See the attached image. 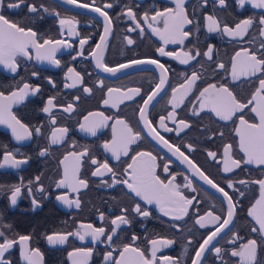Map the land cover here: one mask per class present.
Returning a JSON list of instances; mask_svg holds the SVG:
<instances>
[{
	"label": "flooded vegetation",
	"instance_id": "1",
	"mask_svg": "<svg viewBox=\"0 0 264 264\" xmlns=\"http://www.w3.org/2000/svg\"><path fill=\"white\" fill-rule=\"evenodd\" d=\"M81 2L91 4L92 0H81ZM28 3H34L38 8L43 4L49 9H55L56 12L60 13L61 17L74 16L78 21L76 31L79 35L69 36L67 28L63 30L62 34L58 18L55 15L44 13L42 9L38 13H29L27 6L21 5L19 9L5 10V14L11 19L22 23L26 27H32L38 33V37L66 40L72 47L61 48L56 53V58L61 61L59 67L51 65L47 61H38L35 58L34 49L29 50L32 59L20 58L21 67L17 74L8 72L0 65V85L22 87L23 83L27 82L33 86H39L41 89L40 93L35 96H29L22 104L14 105L12 109L17 118L27 124L30 130L38 126L41 127V134L37 135L33 132L32 138L18 142L13 138L11 129L4 124H0V146H7L8 150L14 152L17 159L24 158L20 153L31 157L28 163L21 165L19 169L10 167L0 169V183L18 184L21 182V178H23L25 184L30 180L33 181L32 195L28 194L27 188H22L21 198L18 199L16 206H10L8 199L10 193L0 195V213H3L0 225L10 224L12 226L11 229L0 228V230H5L6 235L10 238L16 236V234L31 235L32 240L29 242V247L40 249L43 254V264H73L68 253L74 252L78 248H91L92 256L90 258L78 256L73 259L78 261L86 259V264H103L104 252L115 249L113 257L118 258L123 244L133 243L131 240L133 234L138 237L134 242L135 246L146 250V255H150V252L147 251L150 248L148 240L157 236L174 239L176 243L168 248L161 249L157 256L169 255L178 258L180 264H191L195 249L202 242L207 232L211 230L201 229L194 224V218L197 214L195 209H190L189 217H186L184 221H172L169 217L163 216L155 204L146 205L139 198L128 193L123 185L107 187L101 184L102 179L110 182V177H93L91 173L95 166L91 165L87 157L84 158L79 172V177L88 181L86 189L82 188L77 193L66 188L56 187V182L63 177L64 169V166L59 162L69 151L79 152L84 148H88L90 155L95 156L101 162L107 159L110 166H113L118 172H122V169L128 163H131L130 157L135 155L136 152L150 151L157 157L156 163L159 165L157 174L162 180L167 182V179L170 178L169 174H175L176 183L178 184L183 185L185 183V176H188L193 181V187L196 188L195 193L184 188L181 191L189 197H197L199 203L196 204V209L199 210L200 215H203L206 210H213L217 214L221 212L223 200L221 194L198 177L193 176L185 164H182L166 148L148 136L147 131L143 129L142 123L139 122L138 108L142 105V97H145L155 87L160 75L159 70L155 65L141 64L124 69L114 76L102 72L96 68L95 61L90 53L95 49L96 44L100 43V37L105 35L103 17L90 9L65 4L63 0H28ZM105 3H112L113 7L106 9L112 18V24L110 25L111 31L106 37L107 43L103 53L104 62L109 66H116L133 59H158L170 69L165 91L157 97L153 102V106L149 109V118L153 120L154 124L158 122L160 115H166L167 111L171 110V106L167 101L171 96L172 87L182 82L183 76L181 74L190 75L193 70H199L200 64H204V67L208 68L209 71L205 74L203 80L197 82L198 89H202L208 83H226L237 94L238 99L247 102L252 92L258 87L260 74L247 79L241 77L240 80L232 82L230 62L235 53L242 48H258L260 40L264 39V37L258 35L255 25L249 30V34L245 36L243 41L233 40L219 33H208L206 27H204L205 21L203 17L213 11L211 0L206 8H196L197 0H187L186 8L190 18L195 9V15L201 27L199 32L194 31L193 25L185 27L186 31L192 30L193 34L185 41L183 47L187 50L195 46L203 53V51L207 50L209 44L214 46L212 61H208L201 55L188 65L180 64L179 61L171 57L161 56L156 51L159 47H165V51L178 52L181 50V45L168 44L165 46L159 36L155 35L147 24L143 25V35L140 34L139 30L129 32L128 28L132 27L133 23L126 16L121 15L125 6L129 4L140 5V7L135 9L139 16L150 7H155L159 10H163L165 7H175L173 0H95L96 6H102ZM226 3V8L216 6L217 18L227 22L232 27L241 19L251 16L258 17L261 13H264V10L253 9L249 4H246L241 9L237 5L236 0H226ZM155 26L162 27V25ZM253 36H256V40L253 44H249L247 41L251 40ZM125 37L133 39L134 44L128 45ZM83 38L88 39V42L83 46L84 55L77 56V52L81 50L79 42ZM73 56H76L75 60L72 59ZM220 62L225 64V69L217 68V63ZM69 67L74 68L76 72L83 76L82 85H78L75 88L64 87L65 83H71L70 79H66ZM213 69H215V72L212 71ZM32 72H37L38 75L32 76ZM48 78L55 82L56 87H52L48 83ZM99 80L104 81L103 88L99 86ZM84 86L92 89L91 94L83 92ZM108 87H117L123 90L139 87L142 89V94L133 100H126L119 105V108H112L110 105L102 103L103 99L106 98ZM0 90H4L7 94L11 89L4 87L0 88ZM77 96L79 100L75 99ZM49 97L56 98L54 103L57 107L53 108L51 113L56 118V125H52L49 115L41 111ZM190 102H195L194 95L185 101L186 107L178 109V112L180 118L190 120L192 127L181 133L179 137L174 132L166 133L161 130V134L166 139H169L170 143L177 145L192 143L195 151L189 153L183 147L182 150L210 178L224 187L232 195L234 201H238L234 224L230 226L231 230H226L222 233L213 242V246L227 250V254H224V261H228V264H239V257L230 256L233 248L238 249L240 244L246 243L251 238H256L259 244H264V240L257 233L251 231L253 226H258L247 214L248 209L259 198V186L256 184L245 186L236 183L235 188L244 192V196L241 197L238 192L227 188L226 181L232 180L235 182L242 179L251 181L264 178V167L242 164L241 168L236 169L234 172L224 173L221 170L222 165L214 162L207 155L206 150L222 153L223 145L231 143L233 145V155L236 158L243 156L238 147L239 137L236 136L234 131L239 126L237 117L240 114L238 113L237 117L233 118L235 122L220 121L211 113H201L200 117H195L189 113ZM68 103L74 104V110L71 113L64 112L60 107L66 106ZM252 106L249 105V108L244 110V118L250 123H259V118L256 114L250 111ZM92 112H103L105 116L112 117L108 121V127L98 131L95 137L80 131L79 128V125L85 122L84 117ZM116 118L125 119L133 127L134 131H140L143 136L142 140L131 146L129 156L122 157L119 162L113 160L111 154L105 152L102 148L103 142L110 141L112 138L111 125ZM98 119V117H89V122ZM168 126L175 127L171 122L168 123ZM53 127H67L69 132L63 144L51 146L50 154L41 157L39 152L48 147V137ZM216 131H223L224 137L221 138L217 135L212 139H208V136ZM17 149L19 152L15 151ZM2 153L3 147H0V159H2ZM166 163L169 166V173L163 172V166ZM69 164H71V160ZM36 176H40L38 183L35 182ZM41 186L44 189L43 193L36 190ZM61 194H67L71 199L79 198L81 207L79 209L74 206L71 208L66 207L55 198ZM33 197L40 204L35 211L32 210L31 201ZM136 202L147 208L152 213L151 217L147 219L135 217L131 226H122L121 230H118V236L113 238L114 242L111 248H109L106 241L104 243L100 241L94 243L91 237H86L85 240L81 241L78 237L70 236L64 245L51 246L47 244L45 234L74 232L81 223L92 224L94 227H105L107 230L111 227L110 219L120 214L121 207L130 209ZM100 212L105 215L104 221L99 219ZM134 215L131 214V216ZM174 223L178 224L179 227H172L171 225ZM233 233H237L240 238L236 239L235 244L227 243L228 240L233 239ZM101 240H104V238L102 237ZM189 240L192 241L191 244L188 243ZM185 248H187L186 254ZM258 254L261 258H264V247L258 249ZM6 256L12 261V264H26L20 256L19 245L15 246L10 254H6ZM203 264H223V261L210 248L204 254Z\"/></svg>",
	"mask_w": 264,
	"mask_h": 264
},
{
	"label": "snow or ice",
	"instance_id": "2",
	"mask_svg": "<svg viewBox=\"0 0 264 264\" xmlns=\"http://www.w3.org/2000/svg\"><path fill=\"white\" fill-rule=\"evenodd\" d=\"M65 4L73 5L79 8L90 9L93 12L98 13L104 19V32L105 35L100 37V43L96 44L95 49L91 51L90 55L95 61L96 68L102 72L116 75L118 72L141 64L155 65L159 70V79L145 97H142V105L138 108V119L142 123L143 129L147 131L148 136L155 140L158 144H161L166 148L173 156L177 158L182 164H185L192 172V175L198 177L205 184L215 189L223 197L221 212L217 214L213 210H206L203 215L199 214V210L196 209V204L199 200L196 196H187L181 191L182 188L189 189L195 193L196 188L193 187V181L185 176V183L183 185L176 183V175L169 174L170 178L162 180L157 174V168L159 165L156 163L157 157L150 151H138L135 155L131 156V163H128L126 167L122 169V172L115 170L113 166H110L107 159L103 162L98 160L95 156L89 154V149L69 151L60 160V164L64 166L63 177L56 182L57 188H66L72 192H79L80 189H86L88 187V181L79 177L81 165L85 157L90 160L91 165L95 166L91 175L93 177H110L108 180H101V184L107 187H116L117 185H123L127 192L134 197L139 198L146 205L155 204L163 216L169 217L172 221H184L186 217H189L190 209L196 210V216L194 218V224L198 225L201 229H211L204 236L201 243L195 249L194 256L191 259V264H203L204 254L211 248L215 252L217 257L223 261V264H228V261H224V254H227V250H222L220 247H214L213 242L217 240L226 230H231L230 226L234 224V218L236 215V208L238 201H234L232 195L220 186L218 182L210 178L192 159L189 155H186L182 147L187 149L190 153L195 151V147L192 143L183 145H177L170 143L169 139H166L161 134V130L166 133L174 132L176 136H180L181 133L192 127L190 120L180 118L178 109L186 107L185 101L190 96H195V102L191 103L189 113L191 116L200 117L201 113L214 114L220 121L228 122L234 121V117L237 114L239 120V126L234 131L237 137H239V151L243 153V156L236 158L233 155V145L231 143H225L223 145L222 153L216 151L206 150L207 155L213 159L217 164L222 165V171L224 173H232L236 169L241 168L243 165H256L257 167H264V39L260 40L258 48H242L237 51L231 58V80L236 82L241 77L245 79L249 77H256L260 74L258 80V87L252 92L247 102H243L238 99L230 86L226 83H208L202 89H198L197 82L205 78V74L209 71L204 67V64H200L199 70H193L191 74L182 73L183 80L178 85L172 87L171 96L167 103L171 106V110L167 111L166 115H160L158 122L154 124L153 120L149 118V109L153 106V102L165 91V86L168 83V73L170 69L161 63L158 59H133L127 63H121L116 66H109L104 62V47L106 46L107 34L110 33L112 24V18L106 9L113 7L112 3H105L102 6H96L95 0L92 3H84L81 0H63ZM210 0H197L196 8H206L209 5ZM213 11L211 14H205L203 19L205 21L204 27H206L208 33H219L224 36H228L233 40L243 41L245 36L249 34V30L255 25L260 37H264V13H261L258 17L251 16L245 19L239 20L235 23L234 27L229 26L227 22H223L217 18L216 6L226 8V0H211ZM175 7H165L163 10H159L155 7H150L145 10L139 16L137 15L136 8L140 5L129 4L125 6L121 15L126 16L132 21L133 26L128 28L129 32L139 30L143 35V25L151 29V31L159 36L160 40L166 46L168 44H179L181 50L165 51V47H159L156 51L161 56H168L172 59L179 61L180 64L188 65L191 61L197 60V57L201 55L208 61L213 60V48L212 44L207 46V50L201 51L195 46L185 50L183 47L185 41L193 34L192 30H185L187 25H193L194 31L199 32L200 22L196 18L195 9L192 16L186 8L187 0H173ZM239 8L243 9L246 4L251 5L253 9L264 10V0H236ZM21 5H26L29 13H38L41 9L44 13L49 15H55L58 18L61 33L67 28L69 36H78L76 31V24L78 21L73 17H61L59 12L55 9H49L45 5L41 4L39 8L34 3H28V0H0V65L3 66L8 72L17 74L20 69V58L26 57L32 59L30 49L35 50V58L38 61H47L49 64L59 67L61 61L56 58V53L61 48H70L72 45L66 40L51 39L38 37V33L33 30L32 27H26L22 23L11 19L5 14V10H15L21 8ZM43 18V17H41ZM155 25H162L157 27ZM42 39V42H41ZM128 45L134 44V40L125 37ZM256 40V36H253L251 40L247 41L249 44H253ZM88 42L87 38L80 40L81 50L77 52V56H83V46ZM72 59H76L73 56ZM199 63V61H197ZM210 67V66H209ZM217 68L225 69V64L217 63ZM215 72V69L212 70ZM66 79H70L71 83H65V88H75L78 85L83 84V76L76 72L74 68L69 67L67 70ZM32 76H37V72H32ZM48 83L52 87H56L55 82L48 78ZM98 84L101 88L104 87V81L99 80ZM10 88L11 90L5 93L4 90H0V124L6 125L11 129L12 136L16 141H25L33 136V132L37 135L41 134V127H35L30 130L29 126L17 118L12 109L14 105L22 104L29 96H35L40 93L39 86H33L27 82H24L22 87L12 85H0V88ZM83 92L91 94L92 89L84 86ZM198 92V94H196ZM142 89L139 87L128 88L123 90L117 87H108L106 92V98L103 99L104 105H110L112 108H119L120 104H123L126 100H133L137 96H141ZM55 97H49L41 109L43 113L49 115L50 123L56 125V118L51 115L53 108L57 107L54 103ZM79 100V97H75ZM249 105H253L250 109L252 113H255L259 118V123H250L244 118V110L249 108ZM66 113H71L74 110V104L68 103L66 106H60ZM89 117H98V120L89 122ZM112 117L105 116L103 112H92L88 116L84 117V123L79 125L80 131L85 132L93 137L97 136L98 131L105 127H108V121ZM171 122L175 127H169L168 123ZM119 126V127H117ZM112 138L110 141H105L102 144V148L105 152L111 154V158L115 161H121L122 157H128L129 151L132 145L137 144L143 139L140 131H134L133 127L122 118H116L111 125ZM69 132L67 127H53L51 134L48 137L49 145L39 152V156L43 157L50 154L51 146L63 144L65 138ZM221 138L224 137L223 131L212 132L208 136V139H212L215 136ZM74 146V145H73ZM3 147L2 159H0V169L10 167L13 169H19L21 165H25L31 159L29 156L20 153L24 158L17 159L13 151L7 149V146ZM19 152V150H15ZM71 160V164L69 161ZM163 172L169 173L168 164H164ZM40 176L35 177V182H39ZM249 185L256 184L259 186V198L248 209V216L252 218L256 226L251 228L253 233H257L262 240H264V178L256 180H239L232 181L227 180L226 185L228 189H233L238 192L241 197L244 196V192L235 188V184ZM33 181L24 183L23 178L18 184H3L0 183V195L10 193L8 197L10 206H16L18 199L21 198L22 188L28 189V194L32 195ZM38 192L43 193V187L36 189ZM56 200L60 201L66 207H75L79 209L81 207V201L79 198L71 199L67 194L57 195ZM35 211L40 206L38 200L33 197L31 201ZM214 207V206H213ZM131 214H135L131 216ZM152 213L141 203H134L130 209L128 207H121L120 214L111 218L109 223L111 227L106 230L105 227H94L92 224L81 223L77 230L72 232H53L51 234H45V239L48 245H64L70 236L78 237L81 241L86 237H91V240L95 243L100 241L101 243L107 242L109 248L113 244V238L118 236V230H121L122 226H131L135 217L150 218ZM131 217V218H130ZM3 218V213H0V220ZM99 219L105 220L103 212L99 213ZM174 228H178V224L171 225ZM11 225H0V228L11 229ZM104 240H101V238ZM237 233H233V239L228 240L227 243L235 244L236 239H239ZM138 237L133 234L131 240L133 243H124L119 251V257H113V251L115 249L104 252L103 264H180L178 258L163 255L157 256V253L163 248H168L176 243L174 239L157 236L156 238L148 240L150 248L147 250L150 255H146V250L135 246L134 242ZM32 240L31 235H20L10 238L6 235L5 230H0V264H12V261L7 258L6 254H10L11 250L19 245L20 256L26 264H43V254L39 248H30L29 242ZM192 243L191 240L188 241ZM264 247V244H259L256 238L248 239L246 243L240 244L239 248H233L230 252L231 257H239V264H264V258H261L258 254V249ZM223 252V254H222ZM187 248H185V254ZM68 256L72 259L73 264H86L85 260H76L74 257L90 258L92 256V249H76L74 252H69Z\"/></svg>",
	"mask_w": 264,
	"mask_h": 264
}]
</instances>
